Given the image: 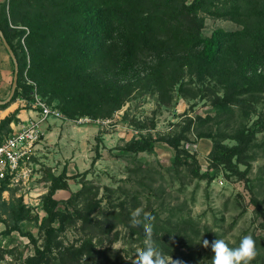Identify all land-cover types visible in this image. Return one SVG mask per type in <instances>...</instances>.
<instances>
[{
	"label": "rangeland",
	"instance_id": "rangeland-1",
	"mask_svg": "<svg viewBox=\"0 0 264 264\" xmlns=\"http://www.w3.org/2000/svg\"><path fill=\"white\" fill-rule=\"evenodd\" d=\"M225 2L230 0H209L213 9ZM0 3H5L7 9L10 0ZM199 14L205 17L203 35L211 34L218 27L225 30L239 27L232 19L203 10ZM8 24L10 33L13 29L29 31L28 25L19 20L8 19ZM21 37L25 47L24 35ZM18 39L16 36L14 43ZM147 60L141 59L138 69L143 61V67L149 66ZM182 69L173 89L154 90V85L148 86L138 77L123 80L119 82L122 89L117 97L122 105L112 112L108 102L98 106L94 97L87 112L80 107L74 112L63 110L66 118H49L45 122L44 135L37 148L41 154L34 157L39 165V177L30 189L14 187L2 196L6 201L20 198L30 208L32 218L15 225L7 207L0 206V264H25L26 257L34 254L37 247L42 248L46 236L42 229V217L46 215L43 197L54 183L65 185L53 194L61 210L86 212L90 205H96L90 214L94 225L100 227L94 241L109 250L110 261L96 264H132L138 251L144 248L145 239H140L124 223L131 221L137 227L142 214L157 211L164 218L171 208L199 223L194 240L184 238L183 234L173 236V253L163 252L172 260L187 257L191 244L195 253L189 264H211L213 253L210 246L203 247L205 239L211 244L222 238L235 248L244 236L251 235L257 253L263 249L264 127H256L255 122L264 114V80L249 82L247 86L251 89L242 95L243 104H232L224 110L216 98L225 93L223 83L208 77L203 84L186 66ZM140 73L143 75L142 69ZM259 74L264 75V67L246 71L243 76ZM94 76L99 91L107 89L104 84L115 83L112 75L96 73ZM181 81L183 89H179ZM22 98L27 99L17 97L15 101ZM59 103V99L52 101L61 108ZM85 115L93 121H75ZM254 126L258 130L246 152L231 160L212 159L214 142L227 147L239 146L236 131ZM199 131L209 132L211 136L199 137ZM148 135L158 138L151 150L126 149L132 139ZM175 136L182 137L183 153L179 158L166 141ZM197 168L200 175L195 174ZM137 210L138 222L134 223L132 213ZM81 223L79 220L55 237L59 246L79 245L88 233ZM251 264L264 262L257 254Z\"/></svg>",
	"mask_w": 264,
	"mask_h": 264
},
{
	"label": "trees",
	"instance_id": "trees-1",
	"mask_svg": "<svg viewBox=\"0 0 264 264\" xmlns=\"http://www.w3.org/2000/svg\"><path fill=\"white\" fill-rule=\"evenodd\" d=\"M212 4L209 0H29V3L10 0L6 9L5 3H0V28L18 61L15 93L9 102L0 103V109L6 108L17 97L31 101L36 90L42 97H47L48 103L59 99L62 111L74 112L80 107L85 113L93 105L92 98L95 97L98 106L108 102L112 112L122 105V101L117 99L122 89L120 81L138 77L148 86L154 85V90L165 92L178 83V72L183 71L184 66L194 72L203 84L210 77L225 85L224 95L216 96L220 108L226 110L232 104H243L242 95L251 89L247 84L264 80L261 74L243 76L246 71L264 67V0H230L216 9L211 7ZM200 10L232 19L239 27L233 30L218 27L211 34L203 35L205 17L199 14ZM8 19L23 22L29 31L13 29L10 33L7 30ZM23 35L25 47L21 43ZM16 36H19L18 43L13 41ZM141 59H149L147 64L150 65L143 67V61L138 69ZM94 72L112 75L115 83L104 84L106 82L101 81L107 89L99 91L95 86ZM28 78L32 82H28ZM244 78L248 81L245 82ZM183 88L184 82L181 81L179 89ZM15 119L14 114L1 119L0 134L9 132L10 122ZM255 126L264 127L263 113ZM255 126L250 130L236 131L239 146L227 147L214 142L212 159L216 162L231 160L246 152L258 130ZM198 136L211 135L199 131ZM181 139V136L166 138L178 158L183 153ZM157 140L152 135L140 136L132 139L126 149L133 152L151 150ZM195 174L200 175L198 168ZM64 186L54 183L43 197L45 240L42 248L37 247L34 254L26 257L25 264L110 262L109 250L99 247V241H94L100 227L94 225L90 214L96 205H90L86 212L61 210L59 200L53 194ZM6 188L7 183L3 182L0 206L7 207L13 223L18 225L32 218L30 208L20 198L10 201L2 198ZM168 212L164 218L157 211L147 214L154 218L153 239L156 244L162 252L172 254L173 236L183 234L184 238L192 241L197 236L199 223L175 208ZM79 220L82 228L88 230L86 236L79 245L59 246L55 237L67 227L75 226ZM54 222H58V226H54ZM145 222L142 214L137 227L131 221L124 224L143 240ZM188 247L187 257L180 260L176 257L173 261L189 264L195 249L191 244ZM258 255L264 262V243Z\"/></svg>",
	"mask_w": 264,
	"mask_h": 264
},
{
	"label": "built area",
	"instance_id": "built-area-1",
	"mask_svg": "<svg viewBox=\"0 0 264 264\" xmlns=\"http://www.w3.org/2000/svg\"><path fill=\"white\" fill-rule=\"evenodd\" d=\"M29 82H31L29 80ZM23 103L31 105L34 114L20 123L19 127L0 134V186L3 182L9 189L18 187L26 191L39 177V165L34 161L39 142L44 135L43 124L49 118H66L63 111L52 103H48L36 90L31 101L22 98ZM77 123L92 122L87 115L75 119Z\"/></svg>",
	"mask_w": 264,
	"mask_h": 264
},
{
	"label": "clouds",
	"instance_id": "clouds-1",
	"mask_svg": "<svg viewBox=\"0 0 264 264\" xmlns=\"http://www.w3.org/2000/svg\"><path fill=\"white\" fill-rule=\"evenodd\" d=\"M139 210L132 213L133 222L137 223L135 217ZM145 223V246L139 250L132 264H180L179 261H173L172 258L166 257L159 246L153 239V221L154 218L149 214H144ZM203 247H211L213 256L211 264H251L257 256V249L254 239L251 235L244 236L238 247H230L222 238L211 241L203 240Z\"/></svg>",
	"mask_w": 264,
	"mask_h": 264
},
{
	"label": "crops",
	"instance_id": "crops-1",
	"mask_svg": "<svg viewBox=\"0 0 264 264\" xmlns=\"http://www.w3.org/2000/svg\"><path fill=\"white\" fill-rule=\"evenodd\" d=\"M13 74L14 62L0 37V99H6L8 97L11 90ZM14 113L16 119L10 122V127L12 129L18 128L20 123H23L26 119L32 116L34 114V109L31 105H26L21 99H18V101L12 102L6 108L0 109V121L5 118V116ZM47 123L43 124L44 131ZM38 146H40V143ZM37 154L41 153H38L37 151Z\"/></svg>",
	"mask_w": 264,
	"mask_h": 264
},
{
	"label": "water",
	"instance_id": "water-1",
	"mask_svg": "<svg viewBox=\"0 0 264 264\" xmlns=\"http://www.w3.org/2000/svg\"><path fill=\"white\" fill-rule=\"evenodd\" d=\"M0 37H1V40L4 44V46L8 50V52H9V54H10V56L14 62V74H13V80H12V84H11L10 93L6 99H0V103L4 104V103H7L11 100V98L13 97V95L15 93V89L17 87V83H18V61H17L16 55H15L13 49L11 48L10 44L8 43V41H7V39H6L1 28H0Z\"/></svg>",
	"mask_w": 264,
	"mask_h": 264
}]
</instances>
